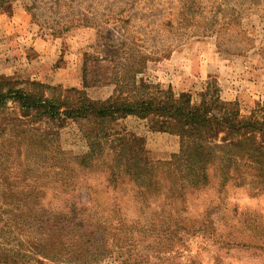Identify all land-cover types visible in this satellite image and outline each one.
<instances>
[{"label":"rangeland","instance_id":"obj_1","mask_svg":"<svg viewBox=\"0 0 264 264\" xmlns=\"http://www.w3.org/2000/svg\"><path fill=\"white\" fill-rule=\"evenodd\" d=\"M185 2L188 0H0V75L51 84L58 89L50 93L65 99L78 95L66 90L76 86L52 83L41 76H51L65 58L72 62L78 55L82 79L85 60L109 56L113 87L111 82L101 91L94 88L107 85L86 89L90 97L103 100L121 82L126 57L131 54L137 59L142 54L149 59L136 78L154 89H172L176 95L189 92L193 102H199L202 92L214 85L223 99L236 103L244 114L264 104V0H216L213 6L212 0H203L208 20L217 21L215 32H203L202 16L185 26L187 21L180 18ZM218 6L221 10L215 12ZM23 13L31 20L30 35L54 39L61 53L52 66L31 59ZM13 106L10 101L0 109V254L9 263L77 264L61 260L59 255L54 260L35 253L33 245H43L41 235L20 222L33 213L32 200L39 212L54 213L76 202L98 204L106 216L119 210L132 218L138 200L155 198L160 203L170 199L167 207L179 215L170 219V225L159 223L141 244L150 264H264V191L255 193L234 182L223 186L210 168L209 184L182 193L181 135L168 130L156 116L129 114L102 120L62 113L54 122L45 115L24 116L20 121L17 118L23 116ZM8 118L13 120L14 130L2 131ZM26 126L30 130L22 132ZM55 150L62 152L60 158L51 157ZM119 152L125 154L121 168L151 170L164 186L162 190L139 193L140 180L132 176L138 175L142 184L149 181L143 182L144 175L138 170L125 175L123 182L112 181L109 165L115 164ZM85 156L92 165L81 161ZM125 156L148 160L126 162ZM51 163H55L54 169H61L60 174H53ZM67 167L77 168L74 178L61 176L67 174ZM10 223L19 225L18 229L10 228ZM33 232L38 234L36 241ZM94 264L121 263L114 254Z\"/></svg>","mask_w":264,"mask_h":264},{"label":"trees","instance_id":"obj_2","mask_svg":"<svg viewBox=\"0 0 264 264\" xmlns=\"http://www.w3.org/2000/svg\"><path fill=\"white\" fill-rule=\"evenodd\" d=\"M215 1L212 0V6ZM184 5L185 9L180 12L182 13L180 18L181 22L187 21L185 26L197 23V17L202 16L205 21L203 32L216 31L217 21L208 20L209 16L205 14L202 6L203 0H188ZM220 10L218 6L214 11ZM193 27H197V24ZM131 49L134 50L132 47ZM146 59L149 57L142 54L137 59L132 58L131 54L127 56L122 62L121 82L116 84L113 93L103 100L90 97L86 89L112 82L113 60L109 56L94 57L92 61L90 60L93 63L88 62L89 59L85 60L82 88L66 89L78 95L65 99L50 93L58 89L51 84L11 80L0 75V109L5 108L12 101L13 107H17L23 116L17 118L20 121L26 119L24 116L31 118L32 115H45L49 118V122H54L53 119L62 113L68 114L65 117L81 116L102 120L120 118L129 114L141 117L153 115L168 130L181 135V150L184 155L182 193L190 187L198 188L209 184L211 180L208 170L210 168L215 170L213 174L219 177L223 186L234 182L238 186H246L255 193L264 191V104L244 114L236 103L223 99L219 89L214 85L202 92L199 102H193L189 92L176 95L172 89L159 91L151 87L148 82L136 78L137 73L147 63ZM22 83L24 85H21ZM5 121L2 131L14 130L13 120L8 118ZM60 125L63 123L60 122ZM28 130L30 129L26 126L22 132ZM59 154L62 152L55 150L51 157H59ZM123 155L125 154L121 152L116 154L115 164L109 165L111 169L108 175L112 181L118 183L121 179L120 182H123L125 175L138 170L144 175L143 182L149 181V184H142L138 175L132 176L140 180L141 184L138 183L137 187L139 193L155 194L162 190L161 187L164 186L159 180L153 178L151 170L125 168L124 165L121 168L120 160L124 157ZM60 156L67 159L63 155ZM139 157L137 159L132 156L129 159L125 156V159L126 162H131L133 159L138 162L148 160L145 156ZM86 158V156L83 157L81 161L87 162L86 166L92 165ZM54 165L55 163L49 164L50 170L53 174H60L61 169H54ZM59 167L66 168L62 164ZM76 171V167L74 169L67 167L65 170L67 174L65 176L61 174V176L71 179L75 177ZM152 179L155 181H151ZM142 199L137 201V214L132 218H127L119 210L106 216L98 204L88 206L76 202L66 204L63 210L54 213L39 212L35 200H32L30 209L33 213L20 222L28 224L41 235L39 240L43 245L34 244L35 253L54 260L55 256L59 255V259L63 261L94 264L103 257L116 254L121 264H150L149 254L144 253V248L140 247L141 244L153 235V230L159 223L164 222L170 225V219L174 220L179 212L175 214L173 209L167 207L170 199L161 203L155 198L146 201ZM148 209H152L153 212L149 213ZM19 219L22 218L19 217ZM13 226L10 228L18 229L19 227V225ZM32 236L34 241L38 240L37 232H33ZM0 264L12 263L8 262L6 256L0 254Z\"/></svg>","mask_w":264,"mask_h":264},{"label":"crops","instance_id":"obj_3","mask_svg":"<svg viewBox=\"0 0 264 264\" xmlns=\"http://www.w3.org/2000/svg\"><path fill=\"white\" fill-rule=\"evenodd\" d=\"M23 21V32L25 34L28 33V38H30V41L26 39V43L28 44L27 49L30 51V55L32 56L31 59L33 60V62L38 61L39 63H41L42 61H46L48 65L52 66L58 59H60L61 53L59 52L54 39H46L38 34L30 35L29 31L31 28V20L28 18L26 13H23ZM79 62L80 61H78V55L75 61L72 62L68 58H65L62 65H58L57 68L53 70V74L51 76L47 75L46 73L45 75H42L41 78L52 83H60L65 86L80 87L82 84V79L78 72V70L80 69ZM69 72H72V74H69ZM108 87H110V85H107L105 87H95L94 89H98L99 91H101L102 89ZM111 87H113V82L111 83Z\"/></svg>","mask_w":264,"mask_h":264}]
</instances>
